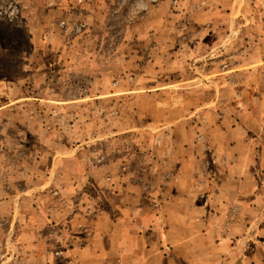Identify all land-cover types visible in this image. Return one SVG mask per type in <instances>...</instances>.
Here are the masks:
<instances>
[{"label":"rangeland","instance_id":"obj_1","mask_svg":"<svg viewBox=\"0 0 264 264\" xmlns=\"http://www.w3.org/2000/svg\"><path fill=\"white\" fill-rule=\"evenodd\" d=\"M261 122L264 0H0V264H127L166 206L190 261L264 264V176L200 186Z\"/></svg>","mask_w":264,"mask_h":264},{"label":"crops","instance_id":"obj_2","mask_svg":"<svg viewBox=\"0 0 264 264\" xmlns=\"http://www.w3.org/2000/svg\"><path fill=\"white\" fill-rule=\"evenodd\" d=\"M263 125L264 123L261 122L258 125V128L256 127L254 129V133H250L248 127L245 126L244 128L246 129H234L233 132L235 134V139L232 137L227 140L226 143L218 140L216 145H212V153L218 157L215 174L212 178L211 185L207 183H200L203 190H206L208 192L207 195L210 196V204H213L214 202H222L226 200L228 196L237 198L251 193L252 191H250L249 188L251 185H254V182H256L255 180L257 179L254 177V173L258 172L261 176H264ZM186 155V162L191 163L194 159H196L197 165L202 157L199 149H197L196 156H194L192 149L187 148ZM190 171L191 173L194 172L197 175L200 173V169L198 167H194L193 169H190ZM196 179L203 180L204 178L202 177ZM196 179H194V183L196 182ZM243 186H248V188H242ZM258 186L263 187L264 184L258 183L256 185V189L259 188ZM177 187V190L182 192L180 185ZM183 192L184 193L178 194V196L181 197L178 201L186 199V193L190 194L186 190H183ZM259 193L260 192L258 191L257 194ZM192 199L194 200L196 198L192 197ZM200 207L204 209L205 206L202 204ZM174 218H176V209H172L171 206L164 207L160 211V214H154V218L150 221L152 223L150 235L152 238L157 240H154L152 244L148 243L146 247L141 248L139 250L140 253L135 255L136 257L134 261L131 260V262H129L130 264H141L143 262L146 264H213V260H217V258L211 259V257H205V255H202L201 253H196L193 256L196 261H190L186 252H193L197 250L198 247L194 244L190 245L187 240L184 242L182 240L173 239V236H175L178 232H180L181 236L183 234L180 227L174 228L175 224H173V228L171 229L170 219ZM222 247L227 248V244L222 242L216 248L221 249ZM229 248H231V246ZM234 252L236 253L235 249ZM221 257L222 256L219 258ZM124 258L126 259V257ZM154 258H156V261ZM152 259H154V263H151ZM239 259L243 263L246 262V259ZM220 260L226 263L224 258H221ZM234 260L231 264H237L236 260L238 259ZM124 263L129 264L128 260ZM217 264L222 263L218 262Z\"/></svg>","mask_w":264,"mask_h":264}]
</instances>
